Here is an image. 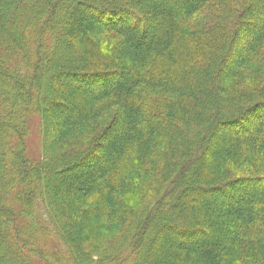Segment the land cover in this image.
<instances>
[{
    "label": "trees",
    "instance_id": "16d2710c",
    "mask_svg": "<svg viewBox=\"0 0 264 264\" xmlns=\"http://www.w3.org/2000/svg\"><path fill=\"white\" fill-rule=\"evenodd\" d=\"M27 33L45 38L33 45ZM35 117L40 153L29 161ZM262 119L264 0H0V131L10 155L0 164L1 214L10 215L4 202L16 206L14 225L0 229V264L144 263L166 230L185 239L163 237L150 264H264V194L245 193L264 185ZM218 136L225 145L206 159ZM89 158L75 172L85 179L56 175ZM197 191L237 199L224 206ZM51 216L63 218V249L48 236ZM151 228L158 238L145 244ZM208 229L217 236L202 244Z\"/></svg>",
    "mask_w": 264,
    "mask_h": 264
},
{
    "label": "rangeland",
    "instance_id": "374dc122",
    "mask_svg": "<svg viewBox=\"0 0 264 264\" xmlns=\"http://www.w3.org/2000/svg\"><path fill=\"white\" fill-rule=\"evenodd\" d=\"M76 12H79L78 10L76 11ZM86 16H88V18L89 19H91V20H95V21H97V22H99V21H105V20H103V19H101V18H99V16H96V15H90V14H88L87 12H86ZM100 19V20H99ZM127 24H125L126 25V27L127 26H130L131 27V29H132V31L133 32H135V34L136 35H141L142 34V32H141V30L138 28H135V27H133L132 26V21H131V18H129L128 20H127ZM257 23H259V22H257ZM123 25H124V23H123ZM124 25V26H125ZM29 27H31V29H32V27H34L33 25H31V24H29L28 25ZM154 26H152L151 28H153ZM142 29V28H141ZM250 29H253V28H250ZM46 35V34H45ZM24 38H26L27 39V41L28 40H32L33 39V45L34 44H36L38 41L40 42V41H42V39L43 38H45V37H35V36H33V38H32V36H31V34L30 33H27V35H25L24 36ZM32 45V46H33ZM50 45V46H49ZM54 45H56L55 43H50V42H48V45H47V47L48 48H52V46H54ZM34 55V54H33ZM233 57V56H232ZM109 81V80H108ZM67 84L68 85H70L74 90L76 89H82V88H84L85 87V85H83V86H81V87H79L80 85H78L77 84V82L75 81V79H68V77H67ZM3 87V86H2ZM31 95H32V97H33V91L31 90ZM29 100H31V98H29L28 96H27V103L29 102ZM16 101H17V103L19 104V101L22 103V105H23V102L25 101V99L24 98H22L21 96H16ZM44 106V105H43ZM27 107H22V111H24L25 113H24V116H26V112H29V109H26ZM43 109H46L45 107H43ZM44 111V110H43ZM30 115V114H29ZM109 113L107 114H105L102 118H103V120L105 121V122H107L108 120H109ZM44 121H45V123L47 124L48 123V117L45 115L44 116ZM51 120V122H53L52 124H55V123H57V121L55 120V118H51L50 119ZM264 121V119H262V122ZM30 126H32V130H31V132H30V136H28V138H26V140H27V143H26V147H27V152H28V160L29 161H31V160H34V159H36V158H38V156H39V153H40V137H42V133H41V131L39 130V119L38 118H36L35 117V119H34V121H32V122H30V123H28ZM48 125V124H47ZM219 131V134L221 133V135L223 134V135H227V136H236V135H239V136H242V138L243 139H245V140H248V138L250 137V135H251V133H252V129H248V130H245V129H243V128H241V129H238V130H236V131H233V130H231V129H219L218 130ZM255 138V141L257 142L258 141V143H259V141H260V138H256V137H254ZM229 139V138H228ZM108 140V144H110V141H111V139L109 140V139H107ZM0 141L2 142V147L0 148V164H3V166H6V163H7V159H8V157L10 158V155H9V152H8V149L9 148H7V145H6V143L4 142L5 140H4V135L2 134V132L0 131ZM244 141V140H243ZM254 141V140H253ZM254 141V142H255ZM225 141H223V140H221L220 139V137L218 136V138L216 137L215 139H214V143H215V145H214V147L213 148H210V149H207L206 151H205V158L206 159H208L209 157L211 158V156L214 154V151H215V148H217L218 146H222V144L224 143ZM56 145V147H61L62 145H64L65 144V139H63V138H59V140L55 143ZM223 145H225V144H223ZM216 146V147H215ZM56 147H55V149H56ZM13 149V148H12ZM14 151V150H13ZM87 160V159H86ZM28 161V162H29ZM92 163H94V160L93 159H91V158H89L82 166L80 165V167L78 166L77 167V170L75 171V170H72V171H65V170H59V171H57L56 172V175H61V176H63V175H65V177H69L70 178V180L72 181V180H79L81 177V179H85L84 178V176L83 175H78V174H76L75 175V172H77L78 170H81V171H83V169H87V168H89V164H92ZM25 164V163H24ZM19 165H17V167H18ZM17 170V168L15 167V166H13V167H10V170H8V174H9V172H11V173H13L14 174V172L16 173H18V171H16ZM6 173V174H7ZM81 174V173H80ZM77 176H79V177H77ZM20 177V176H19ZM78 178V179H77ZM193 178V177H192ZM199 177H197V178H193V180H191V182H193V181H197V179H198ZM18 183V182H17ZM14 188H16V189H18V186H16V185H13V186H11L10 187V189L9 190H12V189H14ZM13 191V190H12ZM11 191V193H13ZM59 194L61 195V200H62V202H63V206H62V210H60V214H61V217H65V215H66V213L67 212H69V211H72V210H68V211H66V208H65V206L68 204V194L66 193V191H64V189H62L61 187H59ZM195 191V190H194ZM255 191H257L259 194H264V185H261V186H258V187H256V188H252V189H247L246 191H245V193H248V195H249V193L250 194H254L255 193ZM14 192H15V190H14ZM239 192V191H238ZM20 194H19V198H18V200L16 201V203H18V204H20L21 205V203H22V201H23V199H22V194H21V192H19ZM194 193V192H193ZM197 198H198V200L199 201H212V202H215V201H218V202H220V204H224V206H226L225 205V202H233L234 200H236L237 199V195H233V196H231V197H229L228 196V194H218V195H216L215 193L213 194V192L212 191H207V192H200V191H197ZM23 195H26L24 192H23ZM230 195V194H229ZM186 196H189V194L188 193H185V197ZM7 200V199H6ZM5 200V201H6ZM7 202V201H6ZM215 203H217V202H215ZM3 205H5V208H7L8 209V211H10L9 213H10V215L8 216V215H6V214H1V211H0V229L1 230H3L4 232L7 230V228H8V226L10 227L11 225L13 226L14 225V220L11 218V213H14L15 212V207L16 206H12L11 207V205L12 204H10L9 205V202H7V204L4 202L3 203ZM193 206H195L194 204H193ZM224 206H222L221 207V209H220V215H214V217H212L213 218V220L217 223V224H219V225H222L223 223H224V220H223V218H222V216H224V209H225V207ZM17 208H19V207H17ZM166 210H170V208L169 209H166ZM170 211H168V213H169ZM21 212L20 211H17L16 212V216L17 217H19V216H21L22 214H20ZM181 213L182 212H179V215H181ZM71 214V213H70ZM61 217L60 218H57V217H53V216H51V223L54 225V226H56V231H55V233L54 232H52V231H49V234H48V236H50V237H52L53 236V241H55V242H57L58 244H59V247H60V249H63L65 246L64 245H68V241H67V239L65 238V237H63L62 236V232H61V229H60V225H61V222H62V219H61ZM66 217H68V216H66ZM60 219V220H59ZM200 222V221H199ZM201 222H202V220H201ZM16 229V228H15ZM91 230H93V229H91ZM209 230V232H208V235L207 236H202V237H199V240L198 241H200L202 244L203 243H206L207 241H209L210 239H212V238H216V236H217V234L215 233V232H212L210 229H208ZM207 230V231H208ZM154 231V229L153 228H151V230H149V232H147L146 233V240H145V244H149L150 242H153V240L155 239V238H158V237H155L154 239H153V236H154V234H152V232ZM162 232V231H161ZM15 234L17 235V237H18V239L19 240H17V243H20V244H23V246H24V248L26 249V250H28V245H29V243L27 242V241H25V242H23L22 241V239L20 240V238H21V235L19 234V232L17 231V230H15ZM169 237V238H171L174 242L175 241H178V239L179 240H184L185 238L184 237H182V236H178V235H175V234H173V233H171V232H169L168 230H166V232H162L161 234H160V237L158 238L159 240H160V242L159 243H155L154 245H153V247L152 248H147V252H148V256H146V258H145V261H143L144 263H142V262H140V260L138 261L137 259H135L134 261H133V263L134 264H150V263H152V259L153 258H155V259H159V251L161 252V251H165V249L161 246V245H163V237ZM171 236V237H170ZM219 237L221 236L220 234L218 235ZM112 241V240H111ZM54 243V242H53ZM208 243V242H207ZM145 250H146V248H145ZM145 252V251H144ZM35 253H38L37 252V250L35 251ZM101 253H103V252H101L100 250H99V253L97 254V256H99V255H101ZM71 254H72V257H75V251L73 250H71ZM137 260V261H136ZM121 264V263H120ZM123 264V263H122Z\"/></svg>",
    "mask_w": 264,
    "mask_h": 264
}]
</instances>
